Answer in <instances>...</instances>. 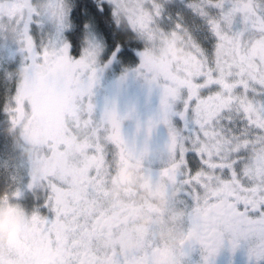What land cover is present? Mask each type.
Here are the masks:
<instances>
[{"label": "snow or ice", "instance_id": "obj_1", "mask_svg": "<svg viewBox=\"0 0 264 264\" xmlns=\"http://www.w3.org/2000/svg\"><path fill=\"white\" fill-rule=\"evenodd\" d=\"M67 3L70 27L58 35L27 25L31 61L44 64L50 49L63 60L47 81L67 104L63 125L42 147L38 170L18 161L0 176V194L14 195L42 223L57 252L52 264H153L149 249L130 245L126 225L101 191L114 145L100 127L93 90L102 72L118 69L159 95L158 119L147 135L157 124L168 129L166 163L178 189L175 206L192 232L189 250L199 245L201 264H210L225 241L232 249L244 241L252 264H264V0H143L149 27L153 20L162 28L178 20L190 29L200 61L191 75L143 63L144 41L116 26L108 0ZM86 40L90 56L99 49L98 62L84 55ZM18 61L19 54L0 59V126L9 122L6 105L16 106L18 90L6 74ZM69 78L78 81L70 94ZM21 108L25 119L31 116L28 100ZM119 142L129 145L123 137ZM201 206L212 222L202 221ZM0 264L31 262L0 247Z\"/></svg>", "mask_w": 264, "mask_h": 264}, {"label": "flooded vegetation", "instance_id": "obj_2", "mask_svg": "<svg viewBox=\"0 0 264 264\" xmlns=\"http://www.w3.org/2000/svg\"><path fill=\"white\" fill-rule=\"evenodd\" d=\"M32 1L35 0H28V5L31 6ZM62 11V8L56 10L55 18L68 20L67 13L63 16ZM67 26L61 32L69 28L70 24L67 23ZM40 67L41 73L38 75L26 69L24 76L16 80L18 91L13 98H19L23 92L21 104L24 100L30 103L39 100L43 106H52V109L44 108L48 115L55 114L56 117V111L61 107L66 110L67 104L58 105L60 100L47 83L49 63ZM132 88L129 98L120 96L118 102L119 117L116 116L114 121L119 123L114 126V140L109 141L114 145L113 154L117 165L111 176L105 174L101 177V191L110 207L117 209L115 216L118 221L126 225L123 234L130 245L139 250L149 249L153 264H201L199 245H192L189 250L192 232L182 223V210L175 206L178 189L166 163L168 129L162 123L157 124L151 135H147L150 121L154 124L158 119L159 95L155 90L149 92L140 79L136 80ZM32 112L34 122L38 123L37 112L34 109ZM121 137L129 142L127 148L119 142ZM2 175L4 172L0 173ZM16 203L14 195L0 194V247L14 250L31 264H52L57 252L50 246L42 223L28 217L24 207ZM200 216L205 224L212 222L208 209L203 206ZM177 236L183 238L179 245L172 243ZM210 264L252 262L244 241L235 249L225 241L210 259Z\"/></svg>", "mask_w": 264, "mask_h": 264}, {"label": "rangeland", "instance_id": "obj_3", "mask_svg": "<svg viewBox=\"0 0 264 264\" xmlns=\"http://www.w3.org/2000/svg\"><path fill=\"white\" fill-rule=\"evenodd\" d=\"M27 1L0 0V59L18 58L19 54V61L14 72L16 80L24 76L26 69L30 70L31 74L34 72L35 75H38L42 68L40 66L45 65L46 62L50 66L47 67L48 77L55 69L63 67L62 58L57 56L53 49L48 50V57L44 64H35L29 59L31 38L27 33V25L35 24L38 31L46 29V35L48 33L58 35L63 28L68 27L67 23L70 24L68 20H63L61 17L55 18L56 10L60 11L62 8L63 16L67 13L69 8L67 0H35L32 1L31 6ZM108 3L112 6L116 26L130 29L136 33L138 39L144 41V48L141 51L143 63L158 68L161 72H166L173 66L182 68L186 75L199 71L200 61L193 54L198 45L189 28L182 26L178 20H173L167 28L160 27L153 20L152 26L149 27L144 22L148 14L143 7V0H108ZM5 43L9 44L10 48L14 46L17 53L14 50H6ZM66 43L65 41V45ZM85 45L84 55L88 59L98 62L99 49L96 50L95 56H90L91 44L86 40ZM26 60L28 63H25ZM152 60H157V62ZM127 71L130 72V69ZM125 72L126 69L102 72L93 90V102L97 105L100 127L105 130L108 141L114 140V126L119 123L114 119L116 116L119 117L120 96L129 98L137 80L132 75L125 77ZM38 80L37 78L36 81ZM77 82L75 78L66 80V92L70 94L72 86ZM23 94L22 92L17 99L13 98L16 102L14 108L6 105L5 110L10 113L9 122L0 126V136L5 137L9 142V146L5 148L3 138L0 137V168L3 171L13 169L18 161L23 162L26 166H31L33 170H38L43 160L42 147L48 139H51L50 133L58 131L63 125L65 110H62V107L59 108L56 111V117L55 114L48 115L45 108L52 109V106H43L41 105L43 102L40 103L39 100H34L31 103L34 111L37 112L36 116L39 118V122H34L33 112L25 119L21 108ZM59 104L63 105L64 103L58 101ZM116 163L117 160H115L112 151L110 161L104 166L105 174L111 176ZM26 166L23 171L25 181L27 179ZM9 194L11 195V193Z\"/></svg>", "mask_w": 264, "mask_h": 264}, {"label": "trees", "instance_id": "obj_4", "mask_svg": "<svg viewBox=\"0 0 264 264\" xmlns=\"http://www.w3.org/2000/svg\"><path fill=\"white\" fill-rule=\"evenodd\" d=\"M112 13H113V12H112ZM112 19H113V22L115 23V18L113 17V14H112ZM115 24H116V23H115ZM14 72H15V68L12 70L11 73H7L6 75L14 79V82H15V85H16V88H17V81H16V79L14 78ZM9 118H10V115H9V117H8V120H9ZM4 125H5V124H4ZM1 170H2V171H1ZM1 172H4V171H3V169L0 168V173H1ZM8 195H10V194H8Z\"/></svg>", "mask_w": 264, "mask_h": 264}, {"label": "clouds", "instance_id": "obj_5", "mask_svg": "<svg viewBox=\"0 0 264 264\" xmlns=\"http://www.w3.org/2000/svg\"><path fill=\"white\" fill-rule=\"evenodd\" d=\"M183 242V238L180 236H177L174 241H172L173 244L179 245Z\"/></svg>", "mask_w": 264, "mask_h": 264}]
</instances>
